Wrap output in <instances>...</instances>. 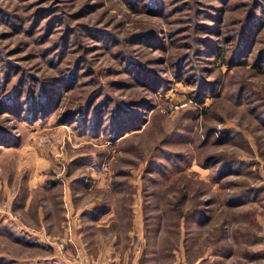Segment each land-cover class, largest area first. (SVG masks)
<instances>
[{
    "label": "rangeland",
    "instance_id": "rangeland-1",
    "mask_svg": "<svg viewBox=\"0 0 264 264\" xmlns=\"http://www.w3.org/2000/svg\"><path fill=\"white\" fill-rule=\"evenodd\" d=\"M0 264H264V0H0Z\"/></svg>",
    "mask_w": 264,
    "mask_h": 264
}]
</instances>
